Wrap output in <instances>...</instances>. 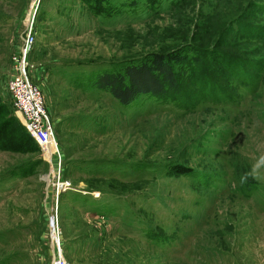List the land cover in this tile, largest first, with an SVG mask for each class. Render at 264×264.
<instances>
[{
    "label": "rangeland",
    "instance_id": "374dc122",
    "mask_svg": "<svg viewBox=\"0 0 264 264\" xmlns=\"http://www.w3.org/2000/svg\"><path fill=\"white\" fill-rule=\"evenodd\" d=\"M107 1L98 15L81 0H0V122L14 121L0 130V264H51L57 248L65 264H264V0ZM30 8L52 154L7 92ZM189 47L210 85L173 63L186 101L123 106L92 86ZM53 173L70 185L57 202Z\"/></svg>",
    "mask_w": 264,
    "mask_h": 264
},
{
    "label": "trees",
    "instance_id": "16d2710c",
    "mask_svg": "<svg viewBox=\"0 0 264 264\" xmlns=\"http://www.w3.org/2000/svg\"><path fill=\"white\" fill-rule=\"evenodd\" d=\"M81 1L86 3L89 9L98 15L110 13L107 0ZM205 58V55L203 56L192 47L166 54L150 53L139 60L129 61L116 66L110 71L103 72L95 79L92 86L96 90L109 94L123 106L129 105L138 96L186 101L188 95L184 86L185 81L183 82L173 63L187 61L186 68L193 74L196 65H199L201 70L207 71V69H210ZM190 78H193V82L197 86L200 83H203L206 87L210 85L209 76L201 74V72L191 75ZM3 108L0 105V110ZM13 122V119L9 120V118L0 122V130Z\"/></svg>",
    "mask_w": 264,
    "mask_h": 264
},
{
    "label": "built area",
    "instance_id": "2783aa9c",
    "mask_svg": "<svg viewBox=\"0 0 264 264\" xmlns=\"http://www.w3.org/2000/svg\"><path fill=\"white\" fill-rule=\"evenodd\" d=\"M35 15L36 9L30 8L22 23L18 51L13 52L10 57L11 76L7 82V92L11 99L12 110L22 119L28 134L43 148L45 154H52L57 148L53 125L46 113L43 95L29 75L28 55L34 44ZM51 167L54 170L59 164L55 163ZM52 178L56 179L54 199L57 202L59 195L70 185L67 182H60L55 173ZM51 264H65L60 248H57Z\"/></svg>",
    "mask_w": 264,
    "mask_h": 264
}]
</instances>
